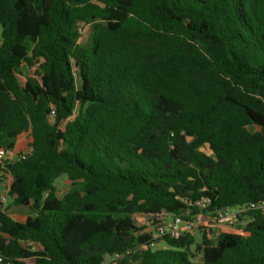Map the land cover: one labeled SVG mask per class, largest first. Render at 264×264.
Here are the masks:
<instances>
[{
	"label": "trees",
	"instance_id": "1",
	"mask_svg": "<svg viewBox=\"0 0 264 264\" xmlns=\"http://www.w3.org/2000/svg\"><path fill=\"white\" fill-rule=\"evenodd\" d=\"M27 138L0 162L33 212L0 201L6 262L264 264L260 212L166 248L137 222L264 202V0H0V149Z\"/></svg>",
	"mask_w": 264,
	"mask_h": 264
},
{
	"label": "built area",
	"instance_id": "2",
	"mask_svg": "<svg viewBox=\"0 0 264 264\" xmlns=\"http://www.w3.org/2000/svg\"><path fill=\"white\" fill-rule=\"evenodd\" d=\"M54 115V112H53ZM14 150L0 149V162L3 161H14L13 160ZM0 201L4 207H7L8 200L6 196H0ZM211 200L209 198H201L200 200L194 203V206L201 211H206L211 206ZM251 212H260L264 214V202L252 203L244 206H238L230 209L219 210L214 214L208 215H199L193 220H184L181 217H173V220L168 222L166 218L168 215H161V223L155 225V218L152 216H142L139 217L137 222H141L140 219L144 217H150L151 221L147 224L140 225L149 227L147 231L153 232L152 239L150 242L151 247H155L160 243V240L171 238V239H180L184 235L194 234L196 230L202 225L212 224L214 226L222 225H237L241 222V217ZM138 223V224H139ZM25 247L32 248L37 250L38 246L31 242L24 243ZM142 248V246H139ZM136 249H130L125 254H117L113 257H110L107 261L102 264H117L120 260L125 258L127 255L132 254ZM0 264H12L6 262L2 257H0ZM25 264H33L30 261H25Z\"/></svg>",
	"mask_w": 264,
	"mask_h": 264
},
{
	"label": "rangeland",
	"instance_id": "3",
	"mask_svg": "<svg viewBox=\"0 0 264 264\" xmlns=\"http://www.w3.org/2000/svg\"><path fill=\"white\" fill-rule=\"evenodd\" d=\"M90 33L91 30L90 28H87L83 31L82 33V38L80 40L81 44L87 45L89 42L90 38ZM35 69H27L26 67L21 68L20 70V77L22 80H24L27 76L29 75H34ZM28 138L24 139L23 145L21 146L20 149L14 150L13 152V160L19 159L22 155H25L28 152ZM11 184V180L3 179L0 181V196H6L8 200V205L5 207V210L7 211L8 215L11 216L14 220L18 222H25L28 217L33 215L32 210L29 207H23V206H18L14 205L12 202V199L8 196V189L9 185ZM71 188V185L67 179L66 176H62L57 182H56V189L58 191L59 195L65 194L69 189ZM173 217L169 218V221H172ZM139 225H144L147 224L151 221V218L149 217H144L140 219ZM247 220H245L246 223ZM149 232V231H148ZM201 231L196 230L194 232V235L197 239V242H201ZM159 248H166V243L161 242L159 245ZM195 247L192 248L194 250Z\"/></svg>",
	"mask_w": 264,
	"mask_h": 264
},
{
	"label": "crops",
	"instance_id": "4",
	"mask_svg": "<svg viewBox=\"0 0 264 264\" xmlns=\"http://www.w3.org/2000/svg\"><path fill=\"white\" fill-rule=\"evenodd\" d=\"M23 141L24 140H21V141H19L18 143H17V145H16V147H15V150H17V149H20L21 148V146L23 145ZM28 142H29V140H28ZM29 144V143H28ZM172 216H167V218H166V221H168V222H170L169 221V218H171Z\"/></svg>",
	"mask_w": 264,
	"mask_h": 264
},
{
	"label": "water",
	"instance_id": "5",
	"mask_svg": "<svg viewBox=\"0 0 264 264\" xmlns=\"http://www.w3.org/2000/svg\"><path fill=\"white\" fill-rule=\"evenodd\" d=\"M188 251L190 252V247H188Z\"/></svg>",
	"mask_w": 264,
	"mask_h": 264
}]
</instances>
